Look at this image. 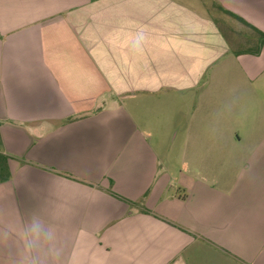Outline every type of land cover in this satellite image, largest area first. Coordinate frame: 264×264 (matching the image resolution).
Wrapping results in <instances>:
<instances>
[{"label": "crops", "instance_id": "crops-1", "mask_svg": "<svg viewBox=\"0 0 264 264\" xmlns=\"http://www.w3.org/2000/svg\"><path fill=\"white\" fill-rule=\"evenodd\" d=\"M262 35L264 0H0V264L34 216L43 264H264Z\"/></svg>", "mask_w": 264, "mask_h": 264}, {"label": "clouds", "instance_id": "clouds-1", "mask_svg": "<svg viewBox=\"0 0 264 264\" xmlns=\"http://www.w3.org/2000/svg\"><path fill=\"white\" fill-rule=\"evenodd\" d=\"M55 238V227L42 218L34 216L23 229L20 264H43L41 247Z\"/></svg>", "mask_w": 264, "mask_h": 264}, {"label": "rangeland", "instance_id": "rangeland-1", "mask_svg": "<svg viewBox=\"0 0 264 264\" xmlns=\"http://www.w3.org/2000/svg\"><path fill=\"white\" fill-rule=\"evenodd\" d=\"M181 141H180V138L176 141V142H172L170 145H168V147H165V148H161V149H158V150H162L161 152V157L163 159H168L169 161H173L172 164H171V167H172V171L173 172H176L177 171V165L176 163L174 162V159L176 157H179L181 156Z\"/></svg>", "mask_w": 264, "mask_h": 264}, {"label": "trees", "instance_id": "trees-1", "mask_svg": "<svg viewBox=\"0 0 264 264\" xmlns=\"http://www.w3.org/2000/svg\"><path fill=\"white\" fill-rule=\"evenodd\" d=\"M232 15V13H229ZM236 17L235 15H232ZM240 21H243L241 18L236 17ZM244 22V21H243ZM262 43H264V35H262ZM11 179V173L9 169V159L8 157L0 154V184L8 182Z\"/></svg>", "mask_w": 264, "mask_h": 264}]
</instances>
